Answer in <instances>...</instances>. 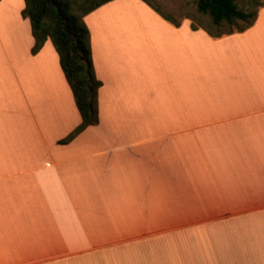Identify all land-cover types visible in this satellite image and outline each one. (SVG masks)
<instances>
[{
	"label": "crops",
	"instance_id": "0c3cea01",
	"mask_svg": "<svg viewBox=\"0 0 264 264\" xmlns=\"http://www.w3.org/2000/svg\"><path fill=\"white\" fill-rule=\"evenodd\" d=\"M0 0V264H264V5L219 36L141 0L83 16L79 123L23 1ZM10 16L9 31L3 18Z\"/></svg>",
	"mask_w": 264,
	"mask_h": 264
},
{
	"label": "trees",
	"instance_id": "16d2710c",
	"mask_svg": "<svg viewBox=\"0 0 264 264\" xmlns=\"http://www.w3.org/2000/svg\"><path fill=\"white\" fill-rule=\"evenodd\" d=\"M23 8L20 16L29 22L33 46L31 54H35L46 39H49L57 56L59 67L68 84L74 105L80 116V123L58 144H66L88 126L97 124L96 92L100 85L95 78L88 41V30L82 21L83 16L102 4L111 0H22ZM150 6L147 0H141ZM86 6L83 7V5ZM264 5V1H255L252 12L240 10L234 0H196V12L206 15L213 26L223 23L231 24L242 21L245 25L236 31L249 27L256 15L257 8ZM152 7V6H151ZM174 26L175 22L156 9ZM209 32L206 28L198 26ZM197 25L191 24V29ZM223 32V33H230ZM220 34V33H218ZM215 34L214 36H219Z\"/></svg>",
	"mask_w": 264,
	"mask_h": 264
},
{
	"label": "rangeland",
	"instance_id": "374dc122",
	"mask_svg": "<svg viewBox=\"0 0 264 264\" xmlns=\"http://www.w3.org/2000/svg\"><path fill=\"white\" fill-rule=\"evenodd\" d=\"M10 4L15 5L19 0H8ZM73 2L74 0H69ZM150 3L151 9H156L163 16L179 22L182 18L187 17L193 21V25L201 26L206 28L209 32L213 34H218L221 32L234 31L242 28L245 23L242 21H234L231 24L223 23L220 26H213L206 15H201L196 12L195 1L196 0H147ZM255 1L264 0H234L236 6L245 12H252L255 7ZM86 4L83 5V7ZM148 6V5H147ZM152 6V7H151ZM4 18V14L2 15ZM4 30L9 31L11 26L10 16H5Z\"/></svg>",
	"mask_w": 264,
	"mask_h": 264
}]
</instances>
